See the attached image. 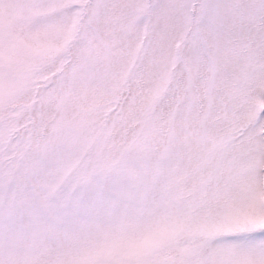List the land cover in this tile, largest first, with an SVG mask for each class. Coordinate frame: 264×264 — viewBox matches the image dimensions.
Masks as SVG:
<instances>
[{"label":"rangeland","instance_id":"374dc122","mask_svg":"<svg viewBox=\"0 0 264 264\" xmlns=\"http://www.w3.org/2000/svg\"><path fill=\"white\" fill-rule=\"evenodd\" d=\"M0 264H264V0H0Z\"/></svg>","mask_w":264,"mask_h":264}]
</instances>
